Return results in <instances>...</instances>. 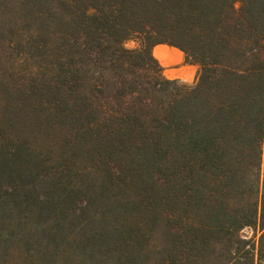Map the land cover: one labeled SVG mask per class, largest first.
Returning <instances> with one entry per match:
<instances>
[{"label":"trees","instance_id":"1","mask_svg":"<svg viewBox=\"0 0 264 264\" xmlns=\"http://www.w3.org/2000/svg\"><path fill=\"white\" fill-rule=\"evenodd\" d=\"M0 264H264V0H0Z\"/></svg>","mask_w":264,"mask_h":264},{"label":"crops","instance_id":"2","mask_svg":"<svg viewBox=\"0 0 264 264\" xmlns=\"http://www.w3.org/2000/svg\"><path fill=\"white\" fill-rule=\"evenodd\" d=\"M156 51L163 71L170 73L169 76H165L166 78L178 80L185 84L194 82L198 67L194 64L182 63L184 56L180 50L165 44H158L153 47V55Z\"/></svg>","mask_w":264,"mask_h":264},{"label":"rangeland","instance_id":"3","mask_svg":"<svg viewBox=\"0 0 264 264\" xmlns=\"http://www.w3.org/2000/svg\"><path fill=\"white\" fill-rule=\"evenodd\" d=\"M124 47L125 48H128V49H133V48H136L137 47V43H136V41L135 40H130V41H127V42H125L124 43ZM158 52L156 51V53L154 52V57L157 59V60H159V55L157 54ZM184 56V55H183ZM159 62V61H158ZM182 63H185L184 62V59H183V61H182ZM198 70V69H197ZM163 75L164 76H169L170 75V73H169V71H163ZM171 80H173V79H171Z\"/></svg>","mask_w":264,"mask_h":264}]
</instances>
